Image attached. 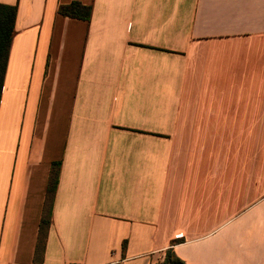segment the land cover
<instances>
[{
    "label": "crops",
    "instance_id": "crops-1",
    "mask_svg": "<svg viewBox=\"0 0 264 264\" xmlns=\"http://www.w3.org/2000/svg\"><path fill=\"white\" fill-rule=\"evenodd\" d=\"M71 1L0 0V264H264V0Z\"/></svg>",
    "mask_w": 264,
    "mask_h": 264
},
{
    "label": "trees",
    "instance_id": "trees-1",
    "mask_svg": "<svg viewBox=\"0 0 264 264\" xmlns=\"http://www.w3.org/2000/svg\"><path fill=\"white\" fill-rule=\"evenodd\" d=\"M16 10V4L10 5L0 3V97L3 87V79L7 66L8 53L11 45V40L14 34V21ZM57 12L64 16L88 21L91 16V6L89 4H83L77 0H73L67 4H60L57 8ZM57 165L58 162H53L52 168L49 173V179L46 188L45 206L43 216L39 224L38 238L35 248V261H38L40 259V255L44 246L46 228L49 224L51 204L53 200L55 185L57 182ZM166 254L167 257L171 258V263L185 264L173 254L171 249H168L166 251Z\"/></svg>",
    "mask_w": 264,
    "mask_h": 264
},
{
    "label": "rangeland",
    "instance_id": "rangeland-1",
    "mask_svg": "<svg viewBox=\"0 0 264 264\" xmlns=\"http://www.w3.org/2000/svg\"><path fill=\"white\" fill-rule=\"evenodd\" d=\"M245 156H246V152H245ZM258 158L260 160L261 166L264 165V134L259 135Z\"/></svg>",
    "mask_w": 264,
    "mask_h": 264
}]
</instances>
